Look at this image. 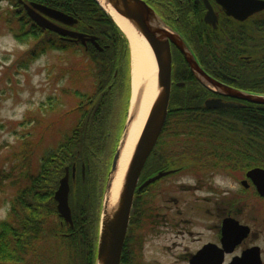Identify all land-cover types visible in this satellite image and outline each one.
Returning <instances> with one entry per match:
<instances>
[{"label":"flooded vegetation","instance_id":"1","mask_svg":"<svg viewBox=\"0 0 264 264\" xmlns=\"http://www.w3.org/2000/svg\"><path fill=\"white\" fill-rule=\"evenodd\" d=\"M204 1L150 0L148 2L170 28L182 37L201 69L210 78L221 85L240 91L253 93L252 89L244 87L248 84L263 87L264 8L240 19L228 15L217 0H206L214 14L213 21H206L205 14L208 7L205 6ZM197 38L205 40L208 51H202L203 48L194 45ZM170 50L169 108L159 138L136 184L119 264H216L217 251L222 247L223 220L226 217H234L233 206H238L240 211L243 209L242 200L233 205L229 188L222 189L220 194L215 190L218 187L214 184V176L217 167L221 164L220 157L189 159L185 157V151L188 149L186 142L192 140L190 137L193 136L189 137L185 115L181 114L183 111L179 112L175 109L179 108L181 101L186 100L201 101L202 105H193V107L202 108H208L205 106L207 100L220 99L240 103H244V100L224 94L213 86L202 84L181 50L172 41H170ZM254 93L264 94V91ZM258 105L262 109L259 112L263 114L264 104ZM221 109L224 108L211 107L205 114L212 117L213 123L217 121L216 113L220 115L219 118L225 120L227 116H221L224 111ZM201 111L206 110L200 109L196 113ZM178 112V119H173L171 116ZM175 122L177 126H174ZM174 133L180 134L176 138H181V142H175ZM216 133L219 134L215 131L207 138H213ZM240 153L243 154L241 151ZM71 167L69 184L73 196L82 188L81 181H84L86 174L83 163L80 165V175L77 173L76 163H72ZM255 167L264 169V163L244 171V177L240 179L239 184L242 190L250 187L255 190V185L247 177L248 170ZM240 170L243 175V168ZM159 173L161 175L157 177ZM155 176L156 178L143 185ZM184 177L188 180L184 181ZM93 178L94 176H91L90 180ZM90 187L87 193L90 200L88 203L91 205L93 215H96L99 209L98 195L101 181ZM173 191L177 194L172 196L169 193ZM219 205L220 207L217 208ZM70 206L73 215L76 208L73 200ZM94 222L95 232L96 218ZM242 252L243 240L232 251L223 252L222 264H229L233 257L241 255ZM165 257H169L170 260H165Z\"/></svg>","mask_w":264,"mask_h":264},{"label":"trees","instance_id":"2","mask_svg":"<svg viewBox=\"0 0 264 264\" xmlns=\"http://www.w3.org/2000/svg\"><path fill=\"white\" fill-rule=\"evenodd\" d=\"M6 1L13 6V13L4 15L8 29L21 41L26 42L30 38L34 40L28 49L27 59L19 63L20 67H25L30 60L36 59L49 49H74L73 51L80 49L81 51H79L85 57L81 60L82 64L78 63L81 64L80 69L82 71L87 69L93 80V88L95 84L97 86L90 95L86 91H75L80 99L68 110L70 115L67 116H71L76 125L70 134L66 135L64 143L57 147L58 151L50 156V160L47 159L42 163L37 172L31 171L28 167L23 169L19 181L22 185H19L21 189L10 199L5 218L0 220V264H55L56 261L63 259L64 252L68 258L67 261H64L65 264H94L95 236L93 235L96 215H93L89 204L90 200L87 197L89 192L87 181L90 176H93L92 174L99 173L101 154L111 141L109 120H115L111 114L115 101L118 99L116 96L121 92L119 88L122 87L127 92L129 91L130 77L126 38L96 0L22 1L41 3L74 16L77 22L71 28L94 35L102 50H98L91 42L82 45L50 30L41 29L29 19L19 0ZM14 20L18 21V25ZM194 45L203 48L202 51H206L208 47L204 39L199 40L198 38L194 41ZM87 71L85 72L87 73ZM80 77L82 78V76ZM244 87L250 88L254 92L264 91V86L260 85L248 84ZM180 103L179 108H176L178 110L175 109V111H183L181 114L185 115L187 123L185 125L189 129H195L199 127V124L205 123L204 130L211 134L215 131L220 133L227 130L224 124L218 122L219 114L216 113L217 122L215 121L213 126L212 117L205 114L208 112V108L193 107V105H200L201 101L186 100ZM245 104L246 106L240 108L221 109L224 110L221 116H227L226 118L229 120L222 119L231 123L230 119L233 118L238 124L233 126V130H237L239 133L247 131L248 138L250 136L257 138L258 131H260L259 138L263 140L264 112L263 114L259 112L262 109L256 103L245 102ZM200 109L206 111L196 113ZM179 112L171 117L178 119ZM32 119L40 124L39 118ZM53 121L52 125H55L58 119ZM165 125H169V123H165ZM47 126L51 125L39 126V131L41 129L40 138H35L36 141L40 142ZM174 126H177L176 122ZM35 128L33 127V129ZM191 132L189 130V136H192ZM179 135V133H174L175 138ZM24 137L26 138L21 143L22 149H26L31 155L36 143L34 139L29 138L28 134H25ZM29 144L31 145L28 148ZM21 152H19V156ZM72 163H76L78 175L81 174V163L85 165L84 181L86 182L81 181L82 189L70 199L71 202L74 197L76 208L73 212V225L69 226L64 221L62 222L63 219L57 215L53 191L58 176L64 172V166L71 167ZM15 164L14 161L8 171L0 170V182L3 178H9L14 174ZM71 253L78 258L79 262L69 260Z\"/></svg>","mask_w":264,"mask_h":264},{"label":"rangeland","instance_id":"3","mask_svg":"<svg viewBox=\"0 0 264 264\" xmlns=\"http://www.w3.org/2000/svg\"><path fill=\"white\" fill-rule=\"evenodd\" d=\"M12 13L13 6L8 1L0 2V170L8 171L12 167L11 164L14 161L16 162L14 174L9 178H3L0 182V220L5 218L10 199L21 189L19 186L21 182L19 183V181L21 180L23 169L28 167L33 172L40 170V165L47 159L50 160V156L58 151L57 147L64 143L66 135L70 134L72 128L76 125L73 118L67 116L70 115L68 110L80 99V96H77L75 91H86L90 95L97 86L95 84L93 88V80L87 69L84 71L80 69L81 60L85 58L81 54L80 49V51H73L74 49H49L36 59L30 60L25 67H20L19 63L27 59L28 49H30L34 40L27 38L28 41H21L8 29L4 15H11ZM14 21L18 25V21ZM127 48L128 73L130 77L129 91L127 92L122 87L119 88L121 92L116 96L118 99L115 101L112 114L110 113L112 117H115L114 121L113 119L109 120L111 141L105 146V150L103 149L100 158L105 166V173L109 167L112 151L115 145L118 144V136L126 122L130 105L134 103L133 99L137 92L139 90L142 92L146 82L144 80L139 81L137 89L134 91L132 87L131 54L129 46ZM79 62L81 63L80 65L78 64ZM155 86L157 87V81ZM32 118H39L40 124H37ZM54 119L56 121L58 119V121L55 122V125H52ZM23 120L24 122L22 123ZM225 120L229 119L225 118ZM218 122L224 124L227 130L221 131L219 134L216 133L213 138L207 139V136L211 133L203 129L206 127L205 123L199 124V127L195 129H189L192 131L191 135L193 137L189 136L192 140L184 141L188 143L185 157L188 159L202 157L221 158V164L217 167L214 176V184L218 187L215 190L220 194L222 189L229 188L233 205L239 203V200L243 201L242 211H240L238 206H233L232 216L250 228V233L243 240V249L254 245L259 246L264 264V198L259 196L253 187L249 189L243 188L242 190V187L239 186L240 179L244 177L246 169L264 163V139L259 138L261 136L260 131H258L257 138L252 136L248 138L247 131L239 133V131L233 130V126L238 125L233 118L230 119L232 125L227 121H223L222 118H219ZM46 124L51 126H47L40 142L36 141L35 138H40L41 129L39 131V126L45 127ZM212 125L214 126L213 121ZM33 127L36 128L33 129ZM25 134H28L29 138L34 139L36 143L31 155L28 154L26 149H22L21 143L26 138L24 137ZM116 137L118 138L115 144ZM176 140L178 142L182 141L179 138ZM31 144L27 145V147L29 148ZM19 152H21L20 156ZM101 164L99 162V172ZM242 168L243 175L240 170ZM93 176L92 180L89 178V181H87L88 189L91 188L90 185L93 186L99 182L98 177L95 174ZM217 177L226 183L221 185L217 182ZM174 178L176 179V177ZM183 180L187 181L188 178L184 177ZM169 194L173 196L177 192L173 191ZM95 226L97 228V219ZM96 228L93 235L95 236V243ZM64 253L63 259L56 261L55 264H65L64 261H67L68 258ZM69 260L79 262L73 253L70 254ZM165 260L169 261L170 258L165 257Z\"/></svg>","mask_w":264,"mask_h":264},{"label":"water","instance_id":"4","mask_svg":"<svg viewBox=\"0 0 264 264\" xmlns=\"http://www.w3.org/2000/svg\"><path fill=\"white\" fill-rule=\"evenodd\" d=\"M96 1L107 12L100 0ZM104 1L110 5L116 13L124 17L135 28V30L145 38L151 48L157 68V92L148 109L143 127L135 142L125 171L118 199L113 206L109 205V190L112 183V175L117 167L120 147L125 137L127 126L133 118V110L138 104L142 93L140 90L133 99L134 103L130 105L126 122L123 125L119 142L114 151L102 200L96 246V264H119L134 190L141 170L159 137L167 114L171 88L170 41L181 50L186 61L189 63L190 68L202 84L213 86L224 94L253 103L264 104V95L235 90L221 85L210 78L201 69L181 36L165 23L146 0ZM217 1L225 9V12L228 15L240 19H244L249 14L264 8V1L262 0ZM204 4L208 7V11L205 14L206 21H213L214 14L210 10V6L206 0L204 1ZM23 7L30 19L41 28L55 31L64 36L67 35L70 38H73L76 42L81 41L82 43H85L86 40H90L99 50H101V47L96 42L95 36L92 35L87 37L83 33L62 26L74 25L77 22V19L73 16L61 10L35 2L23 3ZM240 105L241 104L237 102L222 101L220 99L205 101L206 107H238ZM65 170V174L60 178L59 186L54 192V198L57 201L56 206L59 215L63 217L66 222L72 223L71 210L68 204L69 184L67 167ZM160 175L161 173H159L157 177ZM247 177L251 179L257 192L261 196H264V169L259 167L252 168L248 170ZM154 178H156V176L147 180L143 185L149 183ZM243 183H245V181H243ZM249 231L250 228L247 225L239 223V221L233 217H226L223 220L222 226V248H219V251H217L218 261L216 264L221 262L223 251H232L233 248L248 235ZM229 264H262L259 246L254 245L244 249L241 255L233 257Z\"/></svg>","mask_w":264,"mask_h":264},{"label":"bare ground","instance_id":"5","mask_svg":"<svg viewBox=\"0 0 264 264\" xmlns=\"http://www.w3.org/2000/svg\"><path fill=\"white\" fill-rule=\"evenodd\" d=\"M100 2L128 40L132 65V87L134 91L137 89L139 81H146L138 104L133 110V118L127 126L126 134L120 147L117 167L112 175V183L109 190V205L113 206L118 199L135 142L143 127L151 102L157 92V87L155 86L157 68L153 53L145 38L104 0H100Z\"/></svg>","mask_w":264,"mask_h":264},{"label":"clouds","instance_id":"6","mask_svg":"<svg viewBox=\"0 0 264 264\" xmlns=\"http://www.w3.org/2000/svg\"><path fill=\"white\" fill-rule=\"evenodd\" d=\"M217 182L221 185H224L226 182L224 180H221L219 177H217Z\"/></svg>","mask_w":264,"mask_h":264}]
</instances>
